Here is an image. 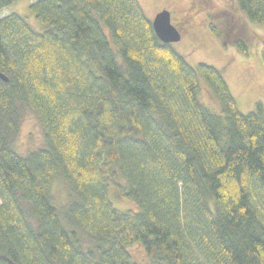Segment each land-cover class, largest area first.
I'll return each instance as SVG.
<instances>
[{"label": "trees", "instance_id": "obj_1", "mask_svg": "<svg viewBox=\"0 0 264 264\" xmlns=\"http://www.w3.org/2000/svg\"><path fill=\"white\" fill-rule=\"evenodd\" d=\"M236 5L264 27V0ZM29 9L42 32L15 13L0 19V257L135 264L127 248L139 244L149 264H264L262 105L239 112L220 71L163 44L138 0ZM200 78L220 114L201 103ZM27 111L44 146L22 156L13 142ZM57 179L74 195L63 219Z\"/></svg>", "mask_w": 264, "mask_h": 264}, {"label": "rangeland", "instance_id": "obj_2", "mask_svg": "<svg viewBox=\"0 0 264 264\" xmlns=\"http://www.w3.org/2000/svg\"><path fill=\"white\" fill-rule=\"evenodd\" d=\"M28 1L20 2L27 4ZM138 2L149 20L163 10L169 12L170 23L181 35L178 42L170 44L171 47L192 67L204 64L219 70L239 112L243 114L253 112L258 103L262 105L264 111V27L251 23L237 8L236 0H138ZM23 3L1 10L0 19L15 13L21 15L35 31L42 32L44 27L36 22L28 5L26 8L21 7ZM236 41L245 44L246 55L235 49ZM199 85L202 89V98L199 94L201 103L211 112L220 114L219 102L214 99L201 78ZM43 146L41 126L35 116L27 111L22 118L13 148L19 155L27 156ZM118 182L123 183L120 179ZM73 198L70 187L62 179L54 181L52 199L61 219ZM112 203L119 211L135 209V205L130 201L119 204L113 200ZM79 233L84 249L93 248L89 237L83 232ZM127 251L135 264H149L139 244L129 246ZM0 264H7V261L0 257Z\"/></svg>", "mask_w": 264, "mask_h": 264}, {"label": "water", "instance_id": "obj_3", "mask_svg": "<svg viewBox=\"0 0 264 264\" xmlns=\"http://www.w3.org/2000/svg\"><path fill=\"white\" fill-rule=\"evenodd\" d=\"M152 27L156 37L163 44L170 45L181 39L179 31L170 23V14L166 10H163L155 15L152 19ZM0 79L3 82L8 81L7 77L2 74H0Z\"/></svg>", "mask_w": 264, "mask_h": 264}, {"label": "crops", "instance_id": "obj_4", "mask_svg": "<svg viewBox=\"0 0 264 264\" xmlns=\"http://www.w3.org/2000/svg\"><path fill=\"white\" fill-rule=\"evenodd\" d=\"M32 2H34L33 0H29L28 2H27V4L26 3H23V2H17V3H15L16 5H18V3H23V4H21V7H24V8H26V6L28 5V6H30V4L32 3ZM14 4V5H15ZM10 14H12V13H10Z\"/></svg>", "mask_w": 264, "mask_h": 264}]
</instances>
